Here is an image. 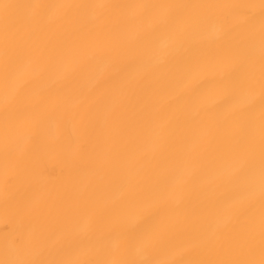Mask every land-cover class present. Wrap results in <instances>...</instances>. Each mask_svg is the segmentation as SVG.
<instances>
[{
    "label": "bare ground",
    "instance_id": "bare-ground-1",
    "mask_svg": "<svg viewBox=\"0 0 264 264\" xmlns=\"http://www.w3.org/2000/svg\"><path fill=\"white\" fill-rule=\"evenodd\" d=\"M0 264H264V0H0Z\"/></svg>",
    "mask_w": 264,
    "mask_h": 264
}]
</instances>
